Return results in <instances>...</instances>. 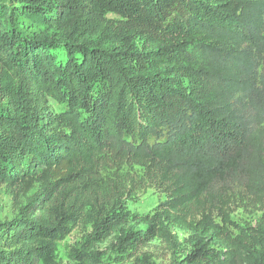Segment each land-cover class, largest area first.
I'll return each mask as SVG.
<instances>
[{
  "label": "trees",
  "instance_id": "1",
  "mask_svg": "<svg viewBox=\"0 0 264 264\" xmlns=\"http://www.w3.org/2000/svg\"><path fill=\"white\" fill-rule=\"evenodd\" d=\"M12 3L0 6V189L15 214L0 220V264H57L77 188L108 163L139 167L164 201L134 219L142 230L96 210L73 264H97L111 236L133 262L153 241L174 255L173 230L189 233L181 264H264V0ZM246 203L254 227L232 220Z\"/></svg>",
  "mask_w": 264,
  "mask_h": 264
},
{
  "label": "rangeland",
  "instance_id": "2",
  "mask_svg": "<svg viewBox=\"0 0 264 264\" xmlns=\"http://www.w3.org/2000/svg\"><path fill=\"white\" fill-rule=\"evenodd\" d=\"M0 6L12 8L17 5L13 4L12 0H0ZM108 18L114 21L123 20L112 14L108 15ZM54 55L60 61H65L62 50L55 51ZM51 108L55 113H59L65 106L51 103ZM74 195L79 198L77 207L81 205L82 214L72 226L71 232L58 242L55 253L57 264H73L69 255L70 249L81 245L91 233L90 219L96 210H116L124 221V230L130 228L142 230L143 226L136 225L134 219L152 215L158 204L164 201V197L146 183L139 167L114 163H108L97 170L93 179L81 184ZM245 202L247 201L244 200ZM232 211V220L242 227H254L261 216V213L248 203L244 207L234 206ZM14 214L15 208L11 197L4 189H0V220H11ZM173 234L181 243L176 254H171L159 241H153L139 249L134 262L108 250L107 244L113 237L111 236L106 242L95 245L97 264H181L180 251L182 249L188 251L190 247L189 233L173 230ZM145 255L149 257L143 258Z\"/></svg>",
  "mask_w": 264,
  "mask_h": 264
}]
</instances>
